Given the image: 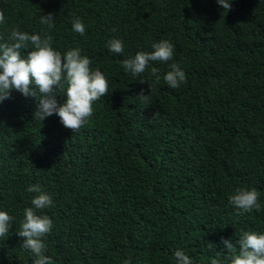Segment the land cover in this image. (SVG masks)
<instances>
[{"label":"trees","instance_id":"1","mask_svg":"<svg viewBox=\"0 0 264 264\" xmlns=\"http://www.w3.org/2000/svg\"><path fill=\"white\" fill-rule=\"evenodd\" d=\"M230 4L0 0V37L13 28L47 32L56 50L79 48L109 83L74 133L55 114L33 118L38 91H13L0 103V211L14 217L0 238V264L34 259L16 234L36 195L26 191L31 184L53 199L42 214L53 220L44 243L55 264H175L178 249L193 264H210L217 251L227 256L221 238L264 233V0ZM47 13L55 16L53 29L39 23ZM76 17L84 36L72 30ZM113 38L122 40L123 54L108 51ZM163 39L174 45L168 64L177 63L187 82L170 88L162 78L168 64L151 62L161 81L150 93L121 62ZM142 78L154 79L150 69ZM66 87L56 89L58 103ZM141 89L150 104L136 97ZM238 187L260 192V212L238 214L229 203Z\"/></svg>","mask_w":264,"mask_h":264},{"label":"clouds","instance_id":"2","mask_svg":"<svg viewBox=\"0 0 264 264\" xmlns=\"http://www.w3.org/2000/svg\"><path fill=\"white\" fill-rule=\"evenodd\" d=\"M225 9L231 7L230 0H217ZM5 23V14L0 10V24ZM39 23L48 29L55 27L53 13L41 15ZM72 30L85 35L86 26L79 17L72 21ZM115 31V29H113ZM0 103L11 99L13 91L25 97L39 98L33 118L43 121L45 118L57 115L60 123L73 133L78 132L88 123L93 115L94 102L108 95L109 83L104 73L99 69L91 68L92 60L81 55L79 48H72L61 53L53 44V37L45 32L29 34L16 28L11 29L7 39L0 37ZM108 51L114 54L124 53V44L121 39H110L107 42ZM152 51H137L134 57L124 59L121 64L125 72L138 77L140 83H147L152 92L154 85L161 81L160 70L151 66V62L168 64L174 57V45L166 39L151 45ZM24 50L27 55H23ZM169 70L163 74V81L173 89L179 88L187 82L186 73L177 63L168 64ZM150 69L152 83L143 79V75ZM35 86L34 88L31 86ZM66 100L61 104L56 99V89H64ZM150 93L144 94L141 89L136 97L143 103L150 104ZM155 112L151 119L157 118ZM36 195L31 198V207L23 210V219L19 222L16 234L23 238L22 248L29 250L34 259L32 264H55L54 260L45 254L44 239L53 228V220L42 214L43 210L53 206V199L39 184H31L26 189ZM260 192L255 188L238 187L229 196V203L235 206L238 214L260 212L262 205L259 202ZM14 217L7 211H0V238L7 237L13 226ZM223 250H226L225 259L220 257L222 252L217 251L210 264H264V233L243 231L238 239L221 238ZM212 250L217 245L208 243ZM175 264H193L192 259L182 250L174 252ZM124 264H131L130 260Z\"/></svg>","mask_w":264,"mask_h":264}]
</instances>
